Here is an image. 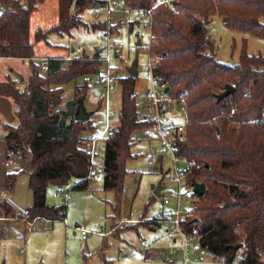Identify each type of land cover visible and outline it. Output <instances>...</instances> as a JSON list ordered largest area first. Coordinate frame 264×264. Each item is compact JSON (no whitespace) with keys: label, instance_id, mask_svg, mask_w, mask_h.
Listing matches in <instances>:
<instances>
[{"label":"trees","instance_id":"trees-1","mask_svg":"<svg viewBox=\"0 0 264 264\" xmlns=\"http://www.w3.org/2000/svg\"><path fill=\"white\" fill-rule=\"evenodd\" d=\"M42 1L0 0V56L30 59L23 86L7 75L0 80V95L16 105L17 123H3L7 159L21 155V169L8 175L11 187L21 172L30 175L32 203L21 213L27 219L45 217L53 222L66 217L67 203L47 202L50 185L89 188L90 153L82 133L93 125L75 115L60 124L62 113L52 109L62 101L64 84L96 73L100 48L66 65L62 56L49 57L48 70L41 73L42 63L33 60L35 44L47 42L50 33H69L83 24L81 14L97 3L76 0L72 12L73 0H59L58 22L38 28L32 37L31 15ZM158 1L125 0L141 8ZM173 4L179 13L162 2L153 8L150 51L156 58L154 76L170 87L171 94L186 97V135L178 142V154L193 163L189 180L205 185L185 228L198 231L201 245L226 263L264 264V54L249 53L245 37L238 62H221L209 30L211 19L218 16L231 29L264 38V0H174ZM92 27L103 30L105 25L95 20ZM118 83L119 126L105 137L101 174L104 188L120 194L129 172L125 163L133 157L132 136L143 123L138 119L136 74L127 73ZM226 84L234 91L218 99ZM155 197L152 192L147 204ZM0 208L5 219L17 212L6 200H0ZM238 243L240 247L234 248Z\"/></svg>","mask_w":264,"mask_h":264},{"label":"rangeland","instance_id":"rangeland-1","mask_svg":"<svg viewBox=\"0 0 264 264\" xmlns=\"http://www.w3.org/2000/svg\"><path fill=\"white\" fill-rule=\"evenodd\" d=\"M21 1L26 3V0ZM39 5L31 19V27L34 29L32 31L45 23L51 25L56 17L55 15L54 20L50 19L49 12L57 7V0H46ZM75 10L76 6L71 8L72 12ZM81 16V19L96 20L92 7L87 8ZM115 21L116 31L113 37L122 45V52L120 58L113 57L112 63L118 66L121 74L125 76L127 75L126 67L136 60L135 91L137 102L140 105L144 100L146 89L150 86L149 72L144 69L148 61L146 46L149 43V33L143 26L133 25L125 19L115 18ZM130 24L133 26L132 31H130ZM209 30L216 46V57L221 62L227 64L238 62L245 37L249 53L264 54V38L231 29L225 26L218 16L211 19ZM54 35H49L50 41L51 39L62 43L69 41L68 36L57 39ZM138 38L141 40L140 45H136ZM72 43L80 44L87 49L84 50L85 54L92 55L94 47H101L104 44V36L100 33L80 32ZM44 44V41H38L35 50L42 53L48 51L47 45ZM48 49L50 51L53 48ZM55 49L63 51L60 47ZM68 62L69 60L65 65ZM8 64L16 66L17 62L10 61L9 63L6 59L0 58V74L8 70ZM18 66L23 76H28V62L23 61V65L18 63ZM23 76L17 82L21 87L27 80ZM121 92V85L116 83L114 89L108 94L109 109L114 114L110 118L112 125L109 133L119 126ZM78 106H82L88 113V119L93 125L92 130L82 133L85 141H91L103 134L106 126V88L99 80L98 72L87 76H77L64 84L62 101L52 110L62 113L59 119L60 124H63L66 118L74 117V107L77 110ZM15 107L16 105L9 97L0 95V120L2 122L0 124V145L2 143L1 133L4 132L3 123L12 125L17 123ZM109 133H104L95 142L94 165L98 173H101L103 167L105 137ZM134 134L135 131L132 136L134 143L131 147L133 157L125 163V168L129 172L124 177L123 190L120 194H117L114 189H105L103 182L95 181H92L87 189H70L68 207L65 210L66 221L59 219L45 222L38 219L35 227L30 231H27L28 222L33 219H27L21 210L17 209L13 218L4 220L5 227L0 225V230L5 235V238L0 239V264H179L173 261L168 254L172 243L166 238L164 227H155L150 230V223L143 221L144 217L152 216L160 210L161 200L158 196L151 200L150 204L147 202L152 195L151 185L157 183L162 174L160 171L152 172L147 165L146 153L151 144L140 138L135 140ZM166 162L172 164L169 158ZM8 164L11 170H20L21 155H13ZM178 165L183 167L184 163L179 160ZM53 189V185L47 189V202L51 205L62 204V199L52 196ZM28 203H32L30 190ZM133 210L135 214H141L139 221L124 225L122 220L132 218L133 214L130 215V212ZM75 225H82L91 231L87 240L82 239L81 232L76 229ZM110 229V233L107 232V234L106 232L104 234L94 232ZM144 245L149 246L153 251L149 256H146L142 250ZM178 253L181 256V250H178ZM212 262V257H208L206 261L199 262V264H213Z\"/></svg>","mask_w":264,"mask_h":264},{"label":"built area","instance_id":"built-area-1","mask_svg":"<svg viewBox=\"0 0 264 264\" xmlns=\"http://www.w3.org/2000/svg\"><path fill=\"white\" fill-rule=\"evenodd\" d=\"M174 0H159L150 8L132 7L125 0H97L93 7V14L96 20L104 22L103 36L104 44L99 47L100 51L97 60L100 63L98 68L99 80L106 88V126L104 133L111 129L110 118L114 114L110 111L108 105V94L114 89L119 78L124 75L118 66L112 63L113 57H119L122 52V45L114 39L112 27L115 25V18L125 19L128 23L143 26L149 33V43L146 46L148 51V61L144 69L149 72L150 86L145 91V96L142 104L138 105V119L143 125L135 131V140L140 138L149 142L151 145L148 148L147 165L150 170L160 171L162 174L160 190L161 200L160 210L152 216H146V220L152 227H164L166 238L172 243L168 250V254L173 261L179 264H189L191 262H204L208 257H212L213 264H239L238 261L226 263L224 258L215 257L207 248L200 243V234L198 231H187L185 228V220L192 214V209L195 205L198 195L193 191L192 181L189 180L190 171L193 168V163L188 159L178 154V142L184 139L186 135L187 107L186 97L184 94L173 95L168 91H164L165 84H161L153 74V67L156 64V58L151 54L150 44L152 40L153 17L152 12L156 4L162 2L169 6L175 12L179 13L173 4ZM98 48V49H99ZM97 49V50H98ZM84 54V48L78 46L69 54L62 57L63 60L71 61ZM54 57L53 59H55ZM36 60L42 63L41 70H48L47 57H37ZM127 73V71H126ZM18 82V78H15ZM233 113L234 110L232 109ZM103 134L85 141V148L90 153V170L87 179L92 182H102L103 176L98 173L96 165H94L95 142L96 139L102 137ZM168 158L172 164H168ZM184 163L183 167L178 165V161ZM167 183V185H166ZM69 187L62 185L56 186L52 192V196L62 199L63 203H67L69 197ZM132 218L122 220L124 225H128L139 221L141 214H135V210L130 212ZM51 222L45 217H35L29 221L27 231L32 230L37 220ZM66 221V217L62 219ZM76 229L81 232V237L85 240L89 234L82 225H75ZM99 234H104L100 231H94ZM178 250H181L179 256ZM23 251V249H21Z\"/></svg>","mask_w":264,"mask_h":264},{"label":"crops","instance_id":"crops-1","mask_svg":"<svg viewBox=\"0 0 264 264\" xmlns=\"http://www.w3.org/2000/svg\"><path fill=\"white\" fill-rule=\"evenodd\" d=\"M46 0H44V1H42V2H39V3H37V5H36V8H35V10L33 11V13L35 12V11H37V9L39 8V4L41 3V5L45 2ZM75 1L76 0H73V2H72V5H71V8L72 7H74L75 6ZM59 0H57V7L56 8H53L50 12H51V14H50V12H49V16L51 17L50 19H52V20H54V17H55V15H56V17H55V20L54 21H52V24L51 25H49V23H45L43 26L42 25H40L39 27H37V28H35V31H32V30H34V29H32V27H31V22H30V32H31V36L33 37V35H34V33L36 32V30L38 29V28H41V29H47V28H49L50 26H52V25H54V24H56L57 22H58V17H59ZM93 8V7H92ZM33 13H32V15H31V19H32V16H33ZM82 15V14H81ZM82 17V16H81ZM83 20V24L81 25H79V26H77V27H75V28H72L71 30H70V32L69 33H63V34H59V33H50V34H55L54 35V38H63V37H67L68 36V39H69V41L68 42H66V43H62V42H60V41H58V40H56V39H51V41H50V38H49V35H48V37H47V42H45V44L44 45H47L46 46V48H47V50L48 51H43V53L42 52H39V51H36L35 50V53H36V56L33 58V60H35V61H37L36 60V58L37 57H47V58H49V57H63V56H65V55H67V54H69L70 52H72V50L74 49V48H76V47H78V46H81L80 44L79 45H74V43H72V40L75 38V36H77V34L78 33H80V32H92V33H100L101 34V36L103 35L102 34V31L103 30H101V29H97V28H93L92 27V24H93V22H95V20L94 19H92V20H86V19H82ZM56 36V37H55ZM53 37V36H52ZM141 41V40H140ZM42 42H40V44H41ZM36 45V44H35ZM50 47H52L53 49L52 50H50L49 51V49L48 48H50ZM56 47H60V48H63V51L62 50H60V51H58V50H56L55 48ZM81 47H83V46H81ZM84 48V47H83ZM99 47H94L93 48V50L95 51V50H97ZM84 50H87L86 48H84ZM0 58H4V59H6L7 61H9V63H10V61H15V62H17V64H16V66H14V65H12V64H8V70L7 71H3L1 74H0V80H4L5 78H6V76L7 75H10V76H12V77H14V78H18V80L19 79H21L22 78V76H23V74H22V71L21 70H19V66H18V63L20 64V65H23V61H24V63H27L28 62V64H29V58H16V57H1L0 56ZM21 69V68H20ZM28 70H29V68H28ZM20 75H22V76H20ZM23 78H27V76H23ZM75 112H76V109H74V114H75ZM2 122H1V120H0V124H1ZM9 124V123H8ZM5 129H4V132H2L1 133V139H2V143H1V145H0V200H6V201H8V202H10L11 204H13V205H15L14 204V202H13V200H12V194H13V187H11V185H10V179H9V177H8V175L10 174V173H15V172H18L19 170H11L10 168H9V162L11 161V158H12V156L13 155H11V157L9 158V159H7V156H6V154H7V152H6V150H5V138H4V136H5ZM53 188H55V186H53ZM53 191H54V189H53ZM52 191V192H53ZM153 192V191H152ZM69 198V197H68ZM28 204H31V203H28ZM16 206V205H15ZM17 207V206H16ZM67 207H68V200H67ZM17 209H20L19 207H17ZM120 218H126V217H120ZM4 220H6L5 218H4V213H3V210L0 208V225L1 226H6V223L4 222ZM140 226H138V228H139ZM137 228V231H139V229ZM155 227H152V226H149V229L150 230H153ZM112 229V228H111ZM111 229L110 230H105V231H103V233H105V234H107V232L108 233H110V231H111ZM100 232H102V231H100ZM88 239V236H87V238L85 239V240H87ZM151 248L149 247V246H146V245H144L143 246V248H142V250L144 251V253L146 254V256L148 255L149 256V254H152L153 253V251H151L150 250ZM191 263H198L199 264V262H191ZM190 264V263H189Z\"/></svg>","mask_w":264,"mask_h":264},{"label":"water","instance_id":"water-1","mask_svg":"<svg viewBox=\"0 0 264 264\" xmlns=\"http://www.w3.org/2000/svg\"><path fill=\"white\" fill-rule=\"evenodd\" d=\"M141 41L138 38L136 45H140ZM136 65L137 62L136 60H134L130 65H128L126 67V71L128 74L130 75H135L136 74ZM96 72H98V69L96 70ZM169 90V86H166L164 88V91H168ZM234 91V87L230 84H226L224 90L218 94V99H222L223 97L229 95L230 93H232ZM89 115L87 112H85L84 108L82 106H78L76 113H75V119L77 120H86L88 119ZM67 124H70V119L67 120L66 122ZM69 158H71L69 156ZM29 179H30V175L26 172H21L17 178L16 181L14 183L13 186V194H12V200L14 202V204L19 207L21 210H25L27 208L28 205V192H29ZM161 179L155 183L151 185V189L154 193L155 196H160V190L162 188V183H161ZM193 184V191L198 195V196H202L205 192V185L202 182H198L196 180L192 181ZM240 243L235 244L234 248H238L240 247Z\"/></svg>","mask_w":264,"mask_h":264}]
</instances>
